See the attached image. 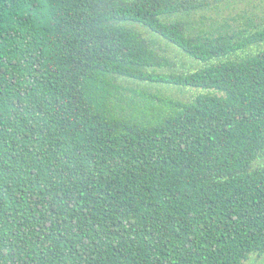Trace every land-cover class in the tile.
<instances>
[{
    "label": "trees",
    "instance_id": "16d2710c",
    "mask_svg": "<svg viewBox=\"0 0 264 264\" xmlns=\"http://www.w3.org/2000/svg\"><path fill=\"white\" fill-rule=\"evenodd\" d=\"M255 3L0 0V264L264 261Z\"/></svg>",
    "mask_w": 264,
    "mask_h": 264
},
{
    "label": "rangeland",
    "instance_id": "374dc122",
    "mask_svg": "<svg viewBox=\"0 0 264 264\" xmlns=\"http://www.w3.org/2000/svg\"><path fill=\"white\" fill-rule=\"evenodd\" d=\"M261 0H257V3H260ZM257 3H255L256 5H258ZM251 7V6H250ZM241 9H246L247 7H245L244 4L240 5ZM240 9V10H241ZM249 10H251V8H249ZM141 31L144 33V35L147 38H151L152 36L150 35L149 32H147V30L145 29H141ZM162 47L165 49L166 51V55H168L173 61H178V60H184V56L177 50H175L173 47L167 45L164 41L161 42ZM172 50H174L177 54H178V58L174 57V53L172 52ZM180 66L182 67V65L180 64ZM162 90V92H164V94H167L168 96H171L173 98L179 99V100H187L188 97H195L196 94H198V91H196V89H189V90H184L180 87H172V86H166V87H160ZM156 89L159 90V88L157 87ZM243 264H264L263 259L257 257H254L253 259H250L248 261H245Z\"/></svg>",
    "mask_w": 264,
    "mask_h": 264
}]
</instances>
